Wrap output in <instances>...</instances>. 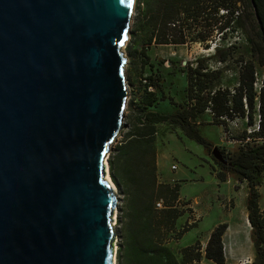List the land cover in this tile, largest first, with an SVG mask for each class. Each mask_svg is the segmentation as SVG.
Returning <instances> with one entry per match:
<instances>
[{
  "label": "water",
  "instance_id": "95a60500",
  "mask_svg": "<svg viewBox=\"0 0 264 264\" xmlns=\"http://www.w3.org/2000/svg\"><path fill=\"white\" fill-rule=\"evenodd\" d=\"M134 11L131 0H0V264H115L106 163L130 94Z\"/></svg>",
  "mask_w": 264,
  "mask_h": 264
},
{
  "label": "trees",
  "instance_id": "16d2710c",
  "mask_svg": "<svg viewBox=\"0 0 264 264\" xmlns=\"http://www.w3.org/2000/svg\"><path fill=\"white\" fill-rule=\"evenodd\" d=\"M135 11L131 38L140 48L138 54L145 65L153 45L205 44L218 35L225 37L228 31H235V25L248 26L247 42L252 58L240 59L239 82L233 90L214 89L221 71L203 72L201 63L190 69L186 88L190 106L180 105L173 113L152 110L163 99L154 93L151 79L149 82L144 79L141 100L131 108L130 129L109 161L112 177L123 196L118 221V264H205L204 259L215 264L226 263L225 223L212 231L204 251L196 242L182 248L179 259L167 245L183 211L173 205L179 198L178 187L159 184L156 179V129L164 123L178 126L211 155L213 144L200 134L197 119L209 111L214 125L228 128V120L238 118L241 122L246 120L252 130L257 121L253 113L256 103L259 130L232 134L231 139L240 142V147L232 154H225L227 164L213 159L223 174L221 181L232 176L240 183H247L246 209L256 252L255 262L251 264H264V211L259 204V189L264 183V91L258 94L254 87L255 74L264 69V0H136ZM219 55L225 62L231 49ZM171 104L176 106L172 101ZM158 203L161 209L156 208ZM193 227L187 226L183 233Z\"/></svg>",
  "mask_w": 264,
  "mask_h": 264
},
{
  "label": "rangeland",
  "instance_id": "374dc122",
  "mask_svg": "<svg viewBox=\"0 0 264 264\" xmlns=\"http://www.w3.org/2000/svg\"><path fill=\"white\" fill-rule=\"evenodd\" d=\"M136 19V11L132 18L130 38L126 43L124 53L127 56L128 63L126 66L125 77L129 87V98L125 110V119L123 130L117 137L116 142L111 147L109 154V176L112 184L117 190V219L116 230L119 231L120 208L123 205V196L117 183L114 181L110 171V158L117 149L120 142L130 129L129 116L131 108L136 105L143 95L144 79L151 81L154 85V93L158 99H163L158 102L156 108L152 110L173 113L179 109V106L189 107L190 103L187 100V73L190 69H196L201 63L204 71H221V77L215 82L214 89H231L233 90L239 82V64L240 59L251 60L250 45L247 42L248 26H236L235 31H228L225 37L216 36L212 41L200 44L189 43L187 45H153L148 50L150 60L148 64H144L145 60L139 57V47L132 43V30ZM231 47V48H230ZM231 49V55L227 61L220 60V53ZM221 63V64H219ZM175 103V105L171 104ZM257 103L253 110L255 119H257ZM204 115V116H203ZM202 117L203 122L199 126L200 134L213 147H218L224 154H232L240 147V142L228 141L225 137V131L222 124L214 125L212 114L206 112ZM249 129L246 120L241 122L239 128L234 129L231 133L235 136L240 135L243 131ZM156 154H157V171L156 179L159 184H168L177 186L179 189V198L173 205L183 211V215L177 220L174 232L170 233V239L167 245L180 259V251L182 248L200 243L202 251L205 250L212 231L216 228L214 224L219 219L228 220L229 214L233 211L235 203L231 200L226 181H221L223 174L216 164L213 156L208 153V150L202 144L185 136L183 131L175 125L167 123L161 124L156 129ZM231 135L228 134V137ZM172 165H176L177 169L173 171ZM230 185L237 189L240 187V182L229 177ZM248 191V186H246ZM260 207L264 211V183L260 187ZM247 199V198H246ZM158 202V201H157ZM160 202V201H159ZM237 207L235 217L239 211L238 219H240L238 232L234 227L227 224V229L224 234L226 240H230L235 236L239 242L231 249V245L227 243L225 254L228 259L225 264H236L246 261L248 264L255 262L256 252L251 242L250 231L251 227L246 218V202L242 205L240 200L236 201ZM161 209V207H156ZM243 220V222H242ZM220 225V224H218ZM187 226H194L187 233L183 230ZM119 235V232H118ZM117 242V247H118ZM118 250L116 261H118ZM205 264H212L204 259ZM118 264V262H117Z\"/></svg>",
  "mask_w": 264,
  "mask_h": 264
},
{
  "label": "crops",
  "instance_id": "0c3cea01",
  "mask_svg": "<svg viewBox=\"0 0 264 264\" xmlns=\"http://www.w3.org/2000/svg\"><path fill=\"white\" fill-rule=\"evenodd\" d=\"M202 117L197 119L198 128H199V126L204 124V123L201 124V122H203ZM157 163H158V160H157ZM226 182H227L226 184L229 185L227 187V190H229V195H231V197H232L231 200H233V202L235 203V207L233 208V211L228 215L229 216L228 220L224 221L222 219H219L218 222H216V224H214V227H217L218 224L225 223V224L230 225V227H234L235 231L238 232V226L241 225V223H239L240 219H238V217H239L240 213H244V211L243 210L241 211V209H240L239 214H237V216L235 217V210H236V207H237L236 201L240 200L242 205L245 204L246 198H247V194H248L247 188H245L247 186V183L246 182H241L240 183L241 186L237 187V189H235V188L232 187V185H230V181L229 180H227ZM245 213H246V218H247V222H248V212L246 211ZM242 222H243V220H242ZM248 224H249V222H248ZM238 242L239 241L236 240L235 236H232L230 240H226V238L223 237V244H224L225 250H227V247H226L227 243H229L231 245V249H234V245H236ZM225 256H226V262H228L227 261L228 256L226 254H225ZM209 262H211V261H209ZM211 263L215 264L213 262H211Z\"/></svg>",
  "mask_w": 264,
  "mask_h": 264
},
{
  "label": "built area",
  "instance_id": "2783aa9c",
  "mask_svg": "<svg viewBox=\"0 0 264 264\" xmlns=\"http://www.w3.org/2000/svg\"><path fill=\"white\" fill-rule=\"evenodd\" d=\"M223 12V11H222ZM221 64V63H219ZM254 87H255V90L258 92V94H260L262 91H264V69H263V72H257L255 74V83H254ZM244 102L246 103V100H244ZM259 108V104L257 106V109ZM209 112V111H208ZM228 123L229 125L227 126L228 128H226L225 126L224 127V131H225V137H227L228 141H233L231 139V133L234 129H237L239 128L240 124H241V121L237 118L233 121H230L228 120ZM259 123H260V117L259 115L257 116V121H256V124L255 126L253 127V129H248V132L251 133L252 131H258L259 130ZM228 134L231 135L230 137H228ZM171 169L173 171H175L177 169L176 165H172L171 166ZM157 207H161V203H158L157 204ZM236 264H248V262L246 261H242V262H238Z\"/></svg>",
  "mask_w": 264,
  "mask_h": 264
},
{
  "label": "bare ground",
  "instance_id": "6f19581e",
  "mask_svg": "<svg viewBox=\"0 0 264 264\" xmlns=\"http://www.w3.org/2000/svg\"><path fill=\"white\" fill-rule=\"evenodd\" d=\"M131 1H132L133 5H135L136 0H131ZM106 165H107V179H108L109 181H111V178H110V176H109V165H108V163H106ZM114 188H115V186H114ZM115 191L117 192L116 188H115ZM116 219H117V209L115 210V214H114V221H115V224H116ZM117 250H118V247H117V239H116L115 242H114V245H113V257H114V262H115V264H116Z\"/></svg>",
  "mask_w": 264,
  "mask_h": 264
}]
</instances>
